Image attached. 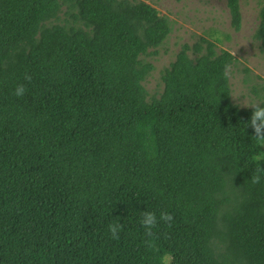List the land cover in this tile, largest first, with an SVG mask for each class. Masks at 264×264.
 Wrapping results in <instances>:
<instances>
[{
	"label": "trees",
	"instance_id": "trees-1",
	"mask_svg": "<svg viewBox=\"0 0 264 264\" xmlns=\"http://www.w3.org/2000/svg\"><path fill=\"white\" fill-rule=\"evenodd\" d=\"M227 6L239 31L241 0ZM171 32L145 0H0V264H70L53 253L80 251L76 207L177 195L194 199V264H264V148L223 77L236 58L184 44L150 97L146 58ZM255 38L264 51V5ZM151 241L141 264L169 254Z\"/></svg>",
	"mask_w": 264,
	"mask_h": 264
},
{
	"label": "rangeland",
	"instance_id": "rangeland-1",
	"mask_svg": "<svg viewBox=\"0 0 264 264\" xmlns=\"http://www.w3.org/2000/svg\"><path fill=\"white\" fill-rule=\"evenodd\" d=\"M145 1L172 22V32L157 49V55L146 58L155 67L144 83L150 97L162 94L163 72L176 59L182 46L193 45L200 37H205L218 45V51H230L236 58L229 79L233 102L244 107L264 100V51L260 41L255 38L264 0H241L243 20L239 31L232 26L227 0ZM147 199L138 197L76 207L62 221L74 227L83 245L76 256L58 251L53 253L56 255L53 256L54 261L70 264H141V255L147 243L145 229L140 223L141 213L150 211L156 213L158 218L162 212L174 217L171 227L161 222L153 229L154 234L169 246L173 264H194L193 196H156ZM117 222L123 225V230L120 239L114 240L108 226ZM56 231L54 241L60 239L61 245L74 246L67 242L62 225Z\"/></svg>",
	"mask_w": 264,
	"mask_h": 264
},
{
	"label": "clouds",
	"instance_id": "clouds-1",
	"mask_svg": "<svg viewBox=\"0 0 264 264\" xmlns=\"http://www.w3.org/2000/svg\"><path fill=\"white\" fill-rule=\"evenodd\" d=\"M232 70L233 66L231 64L226 63L224 65L223 77L226 80L230 79ZM24 78L29 83L32 80L31 75L28 74H26ZM26 91L27 89L24 84H18L15 88L14 94L17 97H23L26 94ZM244 107L253 109L248 127H251L254 130L255 135L252 138L256 142V149L264 148V102H256L252 103L251 105H245ZM252 161L256 164V169L255 173L252 175L251 182L253 184H259L261 182L262 176H264V167H261V163L264 162V151H261L258 154H253ZM173 219L174 217L167 212H162L159 218L154 212L144 211L141 213L140 223L145 229V236L149 238L147 241L149 246H151V238L154 236L153 229L157 228L161 222L171 227ZM108 230L114 240H119L120 233L123 230V225L118 222L112 223L108 226ZM173 259L174 258L170 253L165 254L161 258V264H173Z\"/></svg>",
	"mask_w": 264,
	"mask_h": 264
}]
</instances>
